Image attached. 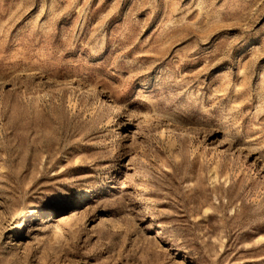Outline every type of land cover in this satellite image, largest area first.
Segmentation results:
<instances>
[{
  "label": "rangeland",
  "instance_id": "obj_1",
  "mask_svg": "<svg viewBox=\"0 0 264 264\" xmlns=\"http://www.w3.org/2000/svg\"><path fill=\"white\" fill-rule=\"evenodd\" d=\"M0 264H264V0H0Z\"/></svg>",
  "mask_w": 264,
  "mask_h": 264
}]
</instances>
